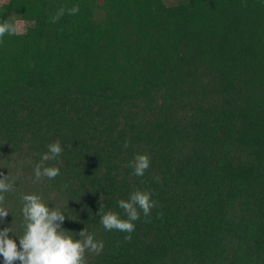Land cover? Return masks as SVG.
<instances>
[{
  "label": "trees",
  "instance_id": "obj_1",
  "mask_svg": "<svg viewBox=\"0 0 264 264\" xmlns=\"http://www.w3.org/2000/svg\"><path fill=\"white\" fill-rule=\"evenodd\" d=\"M174 1L0 2L16 27L0 38V173L15 180L0 230L18 246L37 194L74 239L103 242L86 264H264V0ZM57 140L44 166L60 175L36 182ZM137 189L150 215L105 230L101 206L126 219Z\"/></svg>",
  "mask_w": 264,
  "mask_h": 264
},
{
  "label": "clouds",
  "instance_id": "obj_2",
  "mask_svg": "<svg viewBox=\"0 0 264 264\" xmlns=\"http://www.w3.org/2000/svg\"><path fill=\"white\" fill-rule=\"evenodd\" d=\"M79 6H73L68 10L69 14H76ZM65 10L61 8L53 20L64 15ZM16 27L5 21L0 22V38L6 34H15ZM128 146L125 141L124 147ZM63 149L59 140L48 145V152L41 157V162L34 168L35 181L38 182L43 177L55 179L60 175L58 167H46L44 163L54 160L61 155ZM129 166L134 169V175L144 176L150 167V158L147 154H137ZM2 175L0 178V220L9 215L6 209L5 194L14 189V178L9 175ZM67 187V185H62ZM152 193L133 191L128 200L118 201V205L126 213V219L113 211L103 212V205L98 215L101 216L100 223L105 230H118L131 234L135 229L134 221L140 218L141 212L144 216H149L151 209L157 206V202L152 200ZM23 201L22 215L24 218V234L19 238V246L15 239L10 237L11 227L0 230V256L3 257V264H86L85 254L88 251L99 253L103 249V242L96 241L94 235L88 233L84 228L79 232V239H74L68 231L62 229L61 225L65 220V214L56 208H50L42 197L37 194H26L21 197ZM131 236L125 237L126 240Z\"/></svg>",
  "mask_w": 264,
  "mask_h": 264
},
{
  "label": "rangeland",
  "instance_id": "obj_3",
  "mask_svg": "<svg viewBox=\"0 0 264 264\" xmlns=\"http://www.w3.org/2000/svg\"><path fill=\"white\" fill-rule=\"evenodd\" d=\"M2 1H5V0H0V2H2ZM167 1L170 2V3L175 2L174 0H167ZM23 26H24L23 23H18V29H22Z\"/></svg>",
  "mask_w": 264,
  "mask_h": 264
}]
</instances>
